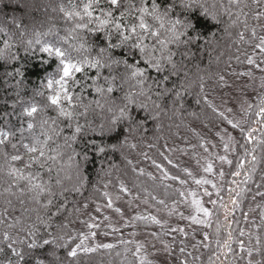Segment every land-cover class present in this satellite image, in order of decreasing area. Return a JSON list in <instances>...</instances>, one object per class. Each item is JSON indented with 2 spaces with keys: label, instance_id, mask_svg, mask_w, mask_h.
<instances>
[{
  "label": "snow or ice",
  "instance_id": "6c2138e0",
  "mask_svg": "<svg viewBox=\"0 0 264 264\" xmlns=\"http://www.w3.org/2000/svg\"><path fill=\"white\" fill-rule=\"evenodd\" d=\"M252 3L264 5V0H252ZM10 4L11 0H8L4 6L8 7ZM248 7L245 0H227V4L222 0H213L211 4L209 0H79L78 3H72L70 0V7H60V12L63 13L66 21L63 35L49 28L47 32H35L33 38L26 41L24 46L26 57L36 55L35 45L42 54L38 62L20 66L13 64L12 70L6 68L4 75L26 78L31 68L37 69L43 74L40 76V90L37 95L43 97L44 102L42 105L30 104L23 109L24 116L29 118L26 129L29 133L28 137L22 136L17 143H12L13 134L0 131V154L6 162H9L8 176L17 187L19 197H24L27 193V198L44 210L47 219L45 215L37 212L36 220L30 223L21 221L20 218H13L8 222V213L5 209L4 213L0 214V225H3V230L0 231V257H2L0 264H63L56 255L57 248H69L67 256L73 258L77 256L78 250L95 251L94 248L85 247V240L89 236L97 235L96 232L91 231L99 227L94 222L81 221L89 229V233L88 235L80 233V243L74 248L68 243L70 240L74 241V238L65 231L69 227L68 223L62 222L58 226L60 231L55 234L47 231L53 217L68 211L66 201L59 204L54 202L55 198L63 196L68 188L63 186L59 176L54 188L50 183L51 177L48 181L44 180L41 170L46 169L50 173L52 164L70 149L68 160L75 162L77 177L73 191L78 192L79 186L86 182L81 170L82 165L93 163L94 158H108L110 154L119 153L123 161L128 166H132V171L136 172L133 161L128 158L127 149H136L137 144L130 143L129 136L144 128L149 118L155 121L161 113L166 114L169 100L173 106L182 101L184 93L190 87L187 81L188 73L183 70V62L194 56L193 46L203 47L198 42L203 39L205 30L224 24V31L228 32L229 29L242 25L244 31L236 33L237 42H249L245 39L246 32H250V41H256L253 55L246 56L247 64H257L254 59L257 54L255 50L264 56V35H259L255 27L250 28L249 12L244 11V8ZM225 15L229 17L227 22L222 19ZM251 18L261 21L264 19V10L253 11ZM12 22L16 23L15 17L12 18ZM16 27L20 29L19 24ZM3 31L5 30L0 28V32ZM47 36L51 38L42 39ZM12 46L6 39L4 47L0 48V59L4 60L5 65L9 60L18 59L16 54L5 58V53ZM43 54H46L47 59ZM178 56L183 59L177 60ZM260 63L264 64V60ZM260 71L264 72V68H260ZM182 72V82L177 85L173 77L181 78ZM241 75L251 76V73H241ZM199 79L200 90L203 92L204 77L200 76ZM220 80L223 81L224 77L220 76ZM22 82V80L17 81L18 84ZM86 93L92 98L89 99ZM203 99L204 103L215 112L216 109L207 98ZM195 102L200 104L201 99L198 98ZM182 108L183 104L180 103V109ZM177 111L173 108V114ZM227 111L230 113L232 109ZM141 112L145 113L143 117L140 116ZM241 112L243 114L241 119H228L224 112H220L219 116L233 130H238L245 141V145H240L244 148L243 156L237 158L231 176L238 178L243 175L245 178L243 183L246 184L251 179V174L256 171L259 162L255 154L256 147L249 149L246 145H259L264 150V138L257 139L254 136L257 129L251 126L260 125V129L264 131V94L259 96L256 103L245 101L241 105ZM38 116L39 120H37ZM97 116H100V119H97ZM216 135L219 137L223 155L211 153L205 142L199 144L204 153L215 157L214 161L203 157L205 163L201 166V171L206 175L197 178L189 168L180 169L197 187L202 188L203 196L209 198L207 203L213 207H207L195 190L185 192L177 188L175 190L177 198L182 203H188L192 211L189 215H184L172 207L168 209V214L178 215L181 219L189 221L190 226H195L194 231H200L202 239L192 243L193 249L201 247L210 249L211 245H215V249L208 256L207 264H239V261L245 257H247L246 264H262L261 261H254L252 258L253 248L246 245L245 229L243 227L233 229L231 226L232 213L240 207V197L245 190L239 187L237 180L231 181L236 187L228 189L231 204L229 208L221 196L222 188L208 178L218 175L223 181L225 172L221 167L216 173V162L221 165H232L233 160L229 158V154L237 151L238 142L231 132L223 130L218 131ZM25 139L28 142L25 143ZM57 140L62 143H58ZM52 144H55V147H52ZM207 144H211V141ZM9 146L14 150L11 153L6 151ZM78 146L79 151H77ZM149 147L155 145L150 144ZM211 147L215 148L216 144H211ZM142 154L146 159L149 158L147 153ZM160 156L173 168L178 167L164 152H160ZM50 161L52 164H49ZM14 162L22 163L23 168L13 166ZM152 164L161 171L162 179L177 181L181 186L187 183V180L182 179L180 175H170L156 160L153 159ZM246 165L248 170L244 171ZM34 168L37 170L32 171ZM111 169H117V165L109 163V170ZM62 170L61 168L57 171L59 173ZM101 171L105 170L102 168ZM139 173L144 175V169H139ZM148 175L154 178L150 173ZM20 182H23L22 188L19 187ZM205 186H211L213 191H209ZM104 187L107 188L108 185L105 184ZM12 188L13 184H9L4 191L16 195L12 192ZM56 189H59V192ZM119 191L127 193L129 189L126 184L120 182ZM213 194L218 199H212ZM256 194L264 198V192L258 191ZM103 195L107 198L106 206L112 208L113 200L110 194L105 191ZM116 198L119 199L120 196L117 195ZM151 199L156 200V197L152 196ZM176 202L173 201V204L175 205ZM7 203L11 204V201ZM20 203L23 204L24 199H20ZM144 203L147 204L148 201L145 200ZM157 203L168 208L164 200H158ZM87 207L88 205L85 204L84 208ZM53 208L55 211H52ZM99 210L97 207V211ZM221 210L223 221L219 218ZM73 211L79 212L80 209L75 208ZM115 211L120 213L121 209L117 207ZM242 215L247 223L248 214ZM134 219L150 222L161 229H164L167 223L151 214L140 215ZM260 219V227L264 229V211L260 213ZM235 223L239 224V221ZM41 226H44L45 235L40 234ZM235 232H238V235H235ZM169 233L188 235L185 228L179 226L170 227L163 234ZM152 235L157 234L154 232ZM247 235L251 240V233ZM255 240L256 253L264 255V247H261L264 241L259 235ZM97 247L112 248L113 245L103 244ZM142 247L137 245L133 255L140 264H151L140 255ZM169 247L168 243H164L165 250ZM44 249L47 251L45 252ZM179 252L184 255V259L179 264H196V261L200 260L199 256H193L191 252L186 253V248L183 246L179 248ZM221 257L225 259L221 260Z\"/></svg>",
  "mask_w": 264,
  "mask_h": 264
},
{
  "label": "trees",
  "instance_id": "16d2710c",
  "mask_svg": "<svg viewBox=\"0 0 264 264\" xmlns=\"http://www.w3.org/2000/svg\"><path fill=\"white\" fill-rule=\"evenodd\" d=\"M71 2L78 3L79 0H71ZM212 2L213 0H209L210 4ZM222 2L227 4V0H222ZM245 2L249 5L248 8H244V11L249 12L248 23L250 28L255 27L259 35H264V29L259 25V22L251 18L252 12L264 10V5H255L252 3V0H245ZM7 3L8 0H0V28L5 30L0 32V48L4 47V40L8 39L13 46L5 53V58L11 54H16L18 59L17 61L9 60L7 65L4 64L3 59H0V131L12 133V143H17L22 136H29V133L26 131L29 118L24 116L23 109L30 104L42 105L44 102L43 97L37 95V92L40 90V76L43 74L39 73L37 69L31 68L26 78L20 76L8 77L4 75L5 70L6 68L12 70L13 64L20 66L24 64H36L38 62L42 54L39 53L38 47L35 45L36 55L34 57H26L24 52L26 41L32 39L35 32H47L49 28L63 35L66 21L63 18V13L60 12V7H70V0H11V4L5 7L4 5ZM233 11H236V9H233ZM13 17L16 18L15 24L12 22ZM222 19L226 22L229 21V17L226 15ZM241 19H244V17H241ZM17 24L20 25L19 30L16 27ZM224 27V24H220L219 26H213L205 30L203 39L198 42L203 47L193 46L192 51L194 56L189 60H184L183 70L188 73L187 81L190 87L184 93L182 101L173 106L171 105V100H169L166 114L161 113L155 121L149 118L144 128L133 132L129 136V142L137 144L136 149H127L128 158L133 161V166L137 169L136 172L132 171V166H128L123 161L119 153L115 155L110 154L108 158H94L93 163L82 165L81 170L86 182L82 186L78 185L80 187L78 192L73 191V185L77 184V177L75 162L68 160V155L71 154L70 149L66 150L65 154L55 164H52L51 161L49 162V164H52V171L50 173L46 169L41 170L44 180L48 181L49 177H51L50 183L54 188L58 176L62 180L63 186L68 188V191L63 196H57L54 201L57 204L66 201L68 211L53 217L47 227V231L55 234L60 231L58 226L62 222L68 223L69 227L65 231L69 232L74 238V241H68L70 247L74 248L76 244L80 243L79 234L88 235L89 233V229L81 221L89 223L87 213L97 204H107V198L103 195L107 189L119 195L120 198L123 197L125 199L129 198V193H131L139 199L147 200L152 207L159 210L169 209L181 204L182 202L177 198L175 190L180 188L184 191L186 186L192 182V179L180 171V169L185 168V165L175 158V154L177 151H183L190 159L194 160L198 155L203 153V149L199 147V144L201 142L216 141V133L221 129H225L232 133L238 144L237 151L230 155L233 164L226 165L224 169L225 177L221 183V196L223 201L231 208L228 189L236 187L231 181L237 180L239 187L245 190L244 194L240 197V207L232 213L231 219L233 223L231 226L233 229L241 227L245 229L246 235L244 239L246 245L253 248V260L261 261L264 264V255L257 254L255 251L257 247L255 237L259 235L262 241H264V229L260 227V213L264 211V198L256 194L258 191L264 192V150L259 145H246L249 149L253 146L256 147L255 154L259 161L256 165V171L251 174V179L246 184L243 183L245 179L243 175L238 178L232 177L231 171L235 170L236 160L238 157H242L244 153V148L240 147V145H245V141L240 136L238 130H233L219 116L220 112L217 110L216 105L217 100L225 91L226 82L234 74L236 75L248 70L246 56L253 55L256 41H250V32H246L245 39L249 42H237L238 37L236 33L244 31L242 25L231 28L228 32L224 31ZM21 32H23V35H21ZM213 33L215 34L214 36ZM50 38V36L42 37V39ZM208 41L210 43H207ZM43 55L47 59L46 54ZM176 59L182 60L183 58L178 56ZM200 76L204 77L203 92H201L199 86ZM220 76L224 77L223 81L220 80ZM173 79L177 85H180L183 79V72L181 73V78L173 77ZM20 80L23 82L18 84L17 81ZM262 94H264V87L251 98V103H256ZM86 95H88L89 99L92 98L90 94L86 93ZM204 97L216 109L215 112L204 103ZM198 98L201 99L200 104H196L195 102ZM180 103L183 104L182 109H180ZM173 108L178 110L176 114H173ZM144 115L145 113H140L141 117ZM39 118L38 116L37 120ZM96 118L100 119V116ZM251 126L257 129L254 133L257 139L264 138V131L260 129V125L253 124ZM37 131H39L38 128ZM24 142H28L27 139ZM57 142L62 143L60 140H57ZM150 144L155 145V147H149ZM51 146L55 147V144ZM172 149H175V151H171ZM79 150L80 147L78 146L77 151ZM6 151L11 153L14 150L9 146ZM160 152H164L173 161V164L178 165V167L173 168L172 165L168 164L160 156ZM142 153H147L149 158L146 159ZM153 159L165 171H168L170 175H180L182 179L187 180V183L181 186L177 181L162 179L161 171L152 164ZM109 163L116 164L118 170H109ZM13 166L23 168V164L20 162H14ZM8 167L9 162H6L3 155L0 154V214L4 213L5 209H7L8 222H11L13 218H20L21 221L29 223L36 220L37 212L45 215L44 210L39 205L34 204L27 198V193H25L24 197H19L17 187L8 176ZM61 168L63 170L58 173L57 170ZM102 168L105 171H101ZM139 169H144L145 174L140 175ZM36 170L35 168L32 169V171ZM247 170L248 166L246 165L244 171ZM149 173L154 178H150ZM120 182L126 184L129 189L127 193H120ZM9 184H13L12 192L16 193V195L4 191L9 187ZM105 184L108 185L107 188L104 187ZM166 185H171V187H166ZM19 187H23V182H20ZM56 191L59 192V189H56ZM234 195L235 193H233ZM152 196H155L156 200H152ZM20 199H24L23 204L20 203ZM9 200L11 204L7 203ZM158 200H164L168 208L159 205L157 203ZM173 201H177L175 205ZM85 204L88 205L87 208H84ZM75 208H79L80 211L74 212ZM25 209H28V211H25ZM52 211H55V208ZM243 213L248 214L247 223L243 219ZM140 215L147 216L149 214L142 213ZM140 215H137V217ZM219 218L223 221L222 210L219 212ZM45 219H47L46 215ZM235 221H239V224L235 223ZM170 227L166 225L164 229H161L150 222L133 219L131 225L122 228L118 232L100 230L111 235L112 239H107L108 241L104 244L113 245L112 248L97 247V244L91 243L89 236L85 240V247L94 248L95 251L84 252L78 250L77 256L73 258L67 256L69 248H57L56 255L63 261V264H140L137 257L133 255L136 249L134 243L126 239L125 235L130 232L148 234L155 232L157 235L154 238L161 245H164V243L170 245L166 253L168 264H179L184 259V255L179 252L181 246L186 248V253L191 252L193 256L200 257V260L196 261V264H207L208 256L215 249V245H211L210 249L202 247L193 249L191 247L192 243L202 239L199 230L194 231V228L185 230L188 233L187 236H182L179 233L164 235L163 233ZM2 230L3 225H0V231ZM247 233H251V240H249ZM40 234H46L44 226H41ZM234 234L238 235V232ZM173 237H175L174 241ZM261 247H264V245ZM44 251L46 252L47 249H44ZM224 259V257H221V260ZM229 259L231 260L232 258L230 257ZM0 261H2V257H0ZM246 261L247 257L240 260L239 264H246Z\"/></svg>",
  "mask_w": 264,
  "mask_h": 264
},
{
  "label": "rangeland",
  "instance_id": "374dc122",
  "mask_svg": "<svg viewBox=\"0 0 264 264\" xmlns=\"http://www.w3.org/2000/svg\"><path fill=\"white\" fill-rule=\"evenodd\" d=\"M259 25H264V19L259 21ZM264 29V27H262ZM256 55L254 59L257 61V64L248 65V70L234 74L225 85V91L222 96L217 100V110L219 112H224V115L228 117V119H241L243 114L241 112V105L244 104L245 101L251 103V98L255 96L259 91L263 89L264 86V72L260 71V68H264V64H261L260 61L264 60V56L258 54V50L256 51ZM251 73L249 75H241V73ZM227 109H232V112H228ZM225 129H221L219 131H223ZM211 144H216L215 148L211 147ZM211 144H207L211 153H219L223 155L221 144L219 137L217 136L216 141H211ZM231 153L229 154L230 158ZM203 157H207L208 159L215 160L214 156H209L208 153H203L198 155L196 159H190L183 151H177L175 154V158L183 163L185 167L189 168L193 172V175L199 178L202 175H206L201 171V166L205 163ZM226 167L225 165H221L219 162H216L215 171L218 173ZM225 172V170H224ZM209 179L214 180L218 187H221L222 181L218 177V175H212L208 177ZM209 191H213L211 186H205ZM189 190H195L199 197H201L205 205L209 208L212 207L211 204L207 203L208 197L203 196L202 188L197 187L193 180L190 182L186 188L185 192ZM107 192L110 194L113 200V207L108 208L106 205H95L88 213L89 223H96L99 225L98 228L92 229V231L96 232L97 235L95 237H91V243L101 245L106 243L107 239H112L109 233L101 232L100 230H104L106 232H118L122 228L131 225L132 220L142 213H147L151 215H155L163 221H166V225L171 227H184L185 230L195 228V226H190V222L187 220L181 219L178 215L173 214L169 216L168 209L159 210L152 207L149 203L145 204L144 200L139 199L137 196L132 195L131 193L129 198L125 199L123 197L117 199V195L112 192L110 189H107ZM216 195L213 194L212 199H216ZM190 201V198H189ZM150 205V206H149ZM97 207H99V211H97ZM120 208L121 212L117 213L115 208ZM177 209L178 212L184 213V215H189L191 213V208L188 203H181L177 206H173ZM170 207L169 209H171ZM107 218V219H105ZM135 220V219H134ZM134 222V221H133ZM126 239L133 242L135 247L137 245H142L141 256L146 258L152 264H168L166 260L167 250L164 249V245H161L152 234L142 233V232H130L127 233Z\"/></svg>",
  "mask_w": 264,
  "mask_h": 264
}]
</instances>
